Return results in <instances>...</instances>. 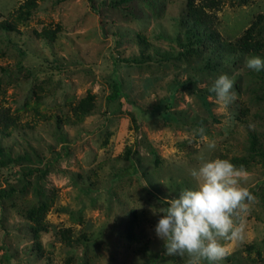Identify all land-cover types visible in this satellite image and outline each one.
<instances>
[{
  "label": "rangeland",
  "instance_id": "1",
  "mask_svg": "<svg viewBox=\"0 0 264 264\" xmlns=\"http://www.w3.org/2000/svg\"><path fill=\"white\" fill-rule=\"evenodd\" d=\"M204 1L35 0L33 16L18 24L23 0H0V23L17 28H0V108L20 117L0 141L47 171L22 190V168H11L16 191L0 197V264H187V256L165 254L150 209L196 187L190 170L201 153L243 165L240 186L255 197L244 241H221L228 254L218 264H264V160L249 150L252 134L264 149V75L246 67L249 54L211 41L195 43L196 52L182 45ZM217 5L206 10L214 22L206 32L227 42L264 14V0ZM257 37L255 57L264 60V32ZM225 74L236 94L226 108L210 91ZM115 83L127 99H108ZM87 96L94 107L80 120L73 107ZM41 201L49 232L38 253L24 213Z\"/></svg>",
  "mask_w": 264,
  "mask_h": 264
},
{
  "label": "clouds",
  "instance_id": "2",
  "mask_svg": "<svg viewBox=\"0 0 264 264\" xmlns=\"http://www.w3.org/2000/svg\"><path fill=\"white\" fill-rule=\"evenodd\" d=\"M245 65L259 72L264 69V60L249 57ZM233 86L234 81L226 74L215 80L210 91L216 94L221 107L235 101ZM198 131L202 135L204 129ZM215 147V142L208 144L209 150ZM198 159L200 166L190 170L196 187L185 188L176 198L165 200V206L150 210L160 217L155 233L164 241L167 256H187V264H218L228 254L221 241H244L245 217L255 197L240 186V181L248 176L243 165L206 159L203 153Z\"/></svg>",
  "mask_w": 264,
  "mask_h": 264
},
{
  "label": "trees",
  "instance_id": "3",
  "mask_svg": "<svg viewBox=\"0 0 264 264\" xmlns=\"http://www.w3.org/2000/svg\"><path fill=\"white\" fill-rule=\"evenodd\" d=\"M204 2L205 3H203V5L198 9H192V16L194 17L193 26L186 32L188 36L187 43L182 45L185 48H188L189 51L196 52L194 48L195 43L203 44L204 42L211 41L215 42V48L217 47L222 52H226L228 54L246 53L250 56H258L260 50L263 48V42L258 39L257 36L261 37L264 32V14L258 15L253 24L239 39H237L236 42H227L222 40L217 32H206V30L210 29L212 25H214L212 17L207 14L206 10L215 9L218 5L217 0H206ZM190 4H192V2H190ZM35 7V0H23V3L19 5L16 11L15 21H17L18 24L26 23L33 16ZM0 28L6 32H11L12 30L17 29L15 24L8 21L0 23ZM202 28L205 30L201 31ZM44 36L49 39H54L56 31L47 30ZM260 72L264 75V69ZM121 98L127 99L126 97H122L121 87L118 83H115L113 91L111 95H109L108 99L110 101H116ZM94 100L95 99L91 96H87L82 99L77 106L73 107L74 116L80 117V120L83 119V117L88 115L94 107ZM19 122L20 117L13 114L9 108H0V134L10 136L11 131L18 128ZM74 123H76V121H74ZM249 150L252 155L255 154L264 160V149L260 145V142L255 134L250 136ZM235 162L240 163L243 162V160L236 158ZM32 163L33 159L31 154L26 153L24 155L14 157L9 151H7L0 141V175L4 177L8 184V188L0 189L1 198H9L16 191V186L10 183V179L12 178L11 168L13 165H17L22 168V170L17 174L18 176L20 174L17 179L20 180L19 182L22 190L26 189L30 184L29 179L33 175H37L38 177L36 184H38L39 180L46 177L47 171L39 170L37 167H34ZM35 190L38 194H40V196H43V192H41L36 186ZM38 205L39 206L34 205L32 208H29L25 213H23L30 222V231L33 234V239L35 240V250L39 253L42 251L41 236L43 233L49 232V227L46 222L49 205L46 201H41ZM66 232L68 233L70 230H66Z\"/></svg>",
  "mask_w": 264,
  "mask_h": 264
}]
</instances>
